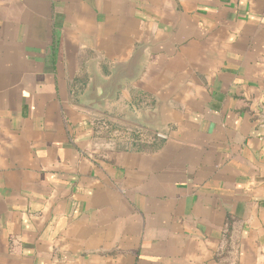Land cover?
<instances>
[{
	"label": "crops",
	"instance_id": "crops-1",
	"mask_svg": "<svg viewBox=\"0 0 264 264\" xmlns=\"http://www.w3.org/2000/svg\"><path fill=\"white\" fill-rule=\"evenodd\" d=\"M0 264H264V0H0Z\"/></svg>",
	"mask_w": 264,
	"mask_h": 264
}]
</instances>
